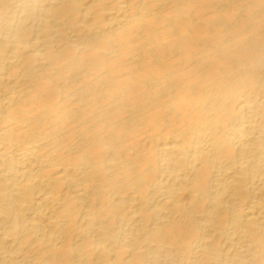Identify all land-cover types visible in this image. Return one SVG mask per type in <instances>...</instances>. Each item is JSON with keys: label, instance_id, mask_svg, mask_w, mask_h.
Returning <instances> with one entry per match:
<instances>
[{"label": "bare ground", "instance_id": "1", "mask_svg": "<svg viewBox=\"0 0 264 264\" xmlns=\"http://www.w3.org/2000/svg\"><path fill=\"white\" fill-rule=\"evenodd\" d=\"M0 264H264V0H0Z\"/></svg>", "mask_w": 264, "mask_h": 264}]
</instances>
